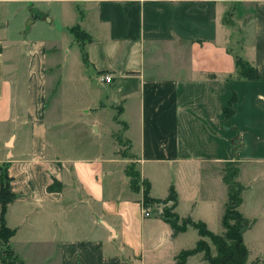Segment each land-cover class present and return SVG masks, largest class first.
<instances>
[{
  "label": "crops",
  "instance_id": "1",
  "mask_svg": "<svg viewBox=\"0 0 264 264\" xmlns=\"http://www.w3.org/2000/svg\"><path fill=\"white\" fill-rule=\"evenodd\" d=\"M22 5L35 37L11 27ZM235 57L257 79L239 78ZM260 165L264 0H0V189L6 176L22 264H174L200 238L145 217L141 182L152 199L172 185L177 217L208 226L233 170L246 261L264 264V207L243 198Z\"/></svg>",
  "mask_w": 264,
  "mask_h": 264
},
{
  "label": "trees",
  "instance_id": "2",
  "mask_svg": "<svg viewBox=\"0 0 264 264\" xmlns=\"http://www.w3.org/2000/svg\"><path fill=\"white\" fill-rule=\"evenodd\" d=\"M70 32L75 36L76 40L82 46L83 43L88 40L84 32H82L77 26L70 29ZM84 58V55H83ZM234 67L236 75L243 80L257 79L256 70L240 58H234ZM233 98L230 99L228 106L222 110L224 118H228L232 114ZM134 166V165H133ZM127 176L131 179V187L136 188L139 182V174L136 172L132 165L127 166ZM234 170L232 171L230 178H224L233 188H237L232 191L231 187L228 188L227 202L224 205L223 212L220 217V226L224 231L223 235H214L206 226L201 222H194L189 217L179 219L173 212L174 207L177 204V197L175 191L170 185L167 189L165 198L152 199L149 197L150 186L147 180H143V207L147 208L153 204H162L164 207L162 213L158 215V218L166 223L171 229L172 237L186 230L190 227L196 231V234L201 239L203 237L208 238L213 245H215V254L211 255L206 244L200 241H196L194 247L190 250L181 251L174 257V264H185L186 259L189 256L203 252L201 260L207 264H247L248 251L242 241L240 230L247 227L248 222L241 217L237 211V207L240 203L239 193L241 187L233 183L232 177ZM57 188L51 186L49 190H55ZM14 195L9 190V179L7 177L1 178L0 189V242L3 244V249L0 251V262L2 264H12L13 252L9 246V239L14 235V230L9 229L5 225V211L7 205L12 202ZM169 204L168 206H166ZM227 221H232V224H228ZM249 264H255L251 262Z\"/></svg>",
  "mask_w": 264,
  "mask_h": 264
},
{
  "label": "rangeland",
  "instance_id": "3",
  "mask_svg": "<svg viewBox=\"0 0 264 264\" xmlns=\"http://www.w3.org/2000/svg\"><path fill=\"white\" fill-rule=\"evenodd\" d=\"M23 8L19 10V15L18 18L16 19H10V24L11 27L13 26L14 29H22L25 30L26 32H24L23 34L27 35L28 37H35L37 34V27H34L32 29H30V27H28L29 25H27L26 23V17L29 14L30 9L28 8V5H22ZM118 139V137L116 138ZM97 138H91L87 139L86 142L89 143H94L96 142ZM119 144H122V140H118ZM85 143V142H84ZM132 165V168H134L133 164H129L128 166ZM258 170H253L251 171V175L249 177V185L251 186V189H249L248 191L244 192L243 194V198H244V203L246 207H248L247 204L250 205H257L258 203H262V207H264V165H260V167H258ZM131 181V179H130ZM227 184V182H226ZM228 188L231 187L230 185H228ZM237 188H233L231 187V190L234 191ZM153 206V205H152ZM249 208V207H248ZM152 213L157 214L156 211H152ZM228 224H232V221H227ZM206 228L212 232L214 235L218 234V235H223L224 231L222 230L220 223L218 222V220L215 219V222H209L208 226H206ZM256 229V230H255ZM260 229V227H253L251 232H258ZM255 230V231H254ZM201 242H203L204 244H206L209 252H211V255L215 254V250L216 247L215 245H213L211 243V241L206 238L203 237L200 239ZM1 244V250L3 249V244L0 242ZM263 244V242L260 243V245H258L257 243H254L253 246H261ZM247 249V248H246ZM197 254H200L201 256L203 255V252H199ZM12 264H22L19 260H17V258H15L14 256L12 257ZM247 263V261H246ZM248 264V263H247Z\"/></svg>",
  "mask_w": 264,
  "mask_h": 264
},
{
  "label": "built area",
  "instance_id": "4",
  "mask_svg": "<svg viewBox=\"0 0 264 264\" xmlns=\"http://www.w3.org/2000/svg\"><path fill=\"white\" fill-rule=\"evenodd\" d=\"M102 81L106 82V83H110L111 82V77L110 76H104L102 79ZM163 205L162 204H153V206H149L147 208L143 207V215L145 217H150L152 214L153 210H156L157 215H160L162 213V209H163Z\"/></svg>",
  "mask_w": 264,
  "mask_h": 264
},
{
  "label": "water",
  "instance_id": "5",
  "mask_svg": "<svg viewBox=\"0 0 264 264\" xmlns=\"http://www.w3.org/2000/svg\"><path fill=\"white\" fill-rule=\"evenodd\" d=\"M244 230H245V228H242V229L240 230V233L242 234V233L244 232Z\"/></svg>",
  "mask_w": 264,
  "mask_h": 264
}]
</instances>
